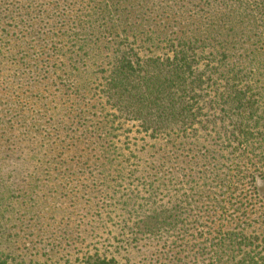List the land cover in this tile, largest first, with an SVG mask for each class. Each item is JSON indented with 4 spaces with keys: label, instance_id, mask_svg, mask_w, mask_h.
<instances>
[{
    "label": "trees",
    "instance_id": "16d2710c",
    "mask_svg": "<svg viewBox=\"0 0 264 264\" xmlns=\"http://www.w3.org/2000/svg\"><path fill=\"white\" fill-rule=\"evenodd\" d=\"M141 242L264 264V0H0V264Z\"/></svg>",
    "mask_w": 264,
    "mask_h": 264
},
{
    "label": "rangeland",
    "instance_id": "374dc122",
    "mask_svg": "<svg viewBox=\"0 0 264 264\" xmlns=\"http://www.w3.org/2000/svg\"><path fill=\"white\" fill-rule=\"evenodd\" d=\"M126 130H131V133H127L125 136L121 137L122 141V146L124 148H127L128 151L135 152L136 154L138 153L137 149L141 150L140 147L144 146L143 144H146L143 142V140H140L142 136L137 135L135 133L136 128L134 127L133 124H125ZM128 138H127V137ZM147 141V138H144ZM152 144V142H149ZM159 144V143H158ZM160 145V144H159ZM146 150L149 149V146L145 148ZM127 153V151H125ZM108 229V227L106 228ZM100 234V233H99ZM112 249L114 250V242H110ZM145 242H141L140 245H138L137 248L133 249H126V251L121 252L120 256H117V259L119 260H130L132 263L135 264H165V260L161 258V253L160 252H155V250L158 247H155L156 245L154 242H146L147 244L144 245ZM108 243L105 242L103 243L102 240L98 239L97 237H92L87 239L82 245H78L77 249L74 251H71L70 261H73L77 256H81L82 253L87 252L88 250H93L94 247L97 248H108ZM161 247V246H160ZM160 253V254H158ZM65 260V259H64ZM62 260V257H58L55 259H51V261L44 262L39 261L40 263L38 264H66L65 261ZM207 263V262H206ZM205 263V264H206Z\"/></svg>",
    "mask_w": 264,
    "mask_h": 264
}]
</instances>
